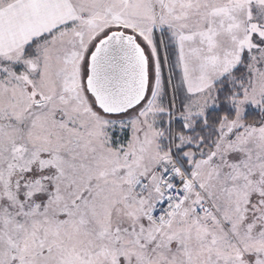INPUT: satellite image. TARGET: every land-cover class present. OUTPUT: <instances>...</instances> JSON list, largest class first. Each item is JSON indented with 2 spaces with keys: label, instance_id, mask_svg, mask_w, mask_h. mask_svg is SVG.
I'll return each instance as SVG.
<instances>
[{
  "label": "snow or ice",
  "instance_id": "1",
  "mask_svg": "<svg viewBox=\"0 0 264 264\" xmlns=\"http://www.w3.org/2000/svg\"><path fill=\"white\" fill-rule=\"evenodd\" d=\"M0 264H264V0H0Z\"/></svg>",
  "mask_w": 264,
  "mask_h": 264
}]
</instances>
